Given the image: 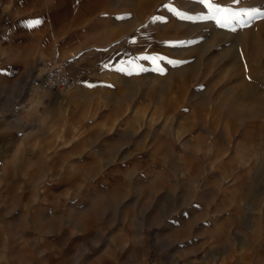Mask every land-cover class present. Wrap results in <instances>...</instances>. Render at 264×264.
<instances>
[{
    "label": "crops",
    "instance_id": "obj_1",
    "mask_svg": "<svg viewBox=\"0 0 264 264\" xmlns=\"http://www.w3.org/2000/svg\"><path fill=\"white\" fill-rule=\"evenodd\" d=\"M199 5L200 1L196 0H0V95L5 84L20 85L22 78L19 77L29 70L40 74L45 69L54 67L76 79L75 85L68 91L44 86L38 90L35 87L29 90L27 98L31 106L33 104L35 107L32 111L33 126H3L4 122L0 120L1 184L6 180V175L15 171L18 163H25L31 169L34 166L30 164H36L35 157L43 156L45 166L51 165L52 159H58L54 165L63 171L58 177L61 185V181L64 183L68 179L73 180L72 176L78 173H74L76 168H69L71 178L65 175L71 164L68 155H72V152L76 153L75 166H84L90 157H95L93 155H103L106 150H115L122 143L125 161L121 164L129 165L131 159H139L158 165L163 160L164 135L169 134L166 137L171 141L176 137L182 138L183 145H188L187 150H179L175 156L183 173L167 175L171 183L178 182V187H175L176 184L171 186L170 208H165V196L159 194L160 190H164L163 176L158 175L152 181L153 177L148 178L147 174L141 173L133 175V179L119 175L118 179L113 176L108 181L115 183L117 180L120 183L119 191H124L125 197L142 198L147 196V190L155 191L160 200L150 214L155 215L159 239L163 240L165 235H170L165 230H172L173 234L177 230L188 240L187 245L199 246L205 239L199 237L197 241L193 237L191 228L195 217L190 211L192 207L184 202L175 204V199L179 196L176 197L173 188L180 189L181 182L192 178L190 169L193 165L204 162L210 167L219 166L220 171L231 167V172L236 177L232 178L226 189L230 193L231 202L236 203L226 204V197L225 204L221 200L219 217L214 222L216 230L212 236H223L222 243L226 239L225 250L221 249L220 261L226 264H255L260 259L264 261L263 243H257L251 249L253 255L250 256L249 253L245 255L231 252L234 246L237 251V247L241 245L231 232L233 238L228 240V230H232L234 226L242 229L243 225L242 220L237 221V215L242 212L237 204L241 194L238 183L245 180L248 166L264 164L263 161L259 163L260 159L255 157L257 152L254 153V149L249 151L244 146V142L253 140L252 138L242 136L235 141L230 138L238 127L259 124L257 88L260 74L257 67L260 63L264 64V14H258L246 31L244 26L235 27L232 31L235 34V46L224 47L219 52L220 64L212 65L211 62L210 66L208 61V64L200 65V57H195L193 63L188 62L182 67L186 78L195 81L187 97L181 99L174 89L180 81L179 67L175 63L169 64L168 60L174 61L173 55L179 54L174 44L177 39L181 36H194L195 29L191 28L194 25L188 24L185 29L184 23L196 21V6ZM149 8L153 11L150 14ZM36 18L41 20L38 26L34 29L25 27V22ZM206 31L207 29L202 30V41L189 54L206 52V36L212 34V31H207V34ZM226 54L231 56L228 58ZM144 55L165 58L159 62L167 69V73L161 75L151 71L154 65L148 60H141ZM138 64L146 66L148 70L140 75H129L130 72L138 71L135 67ZM213 71L218 75L217 80H214L216 75L212 78ZM221 80L223 81L219 83ZM218 84L225 85L228 95L226 115L220 129L224 141L220 143L221 146H213L211 150L207 147V153L212 151L211 158L201 157L197 150L205 147V139L211 132V128L205 123L210 117L212 86ZM168 87L172 89L169 90ZM34 90L38 93H32ZM184 101L187 102L185 108L179 104ZM147 102L152 103L157 116L163 117L165 112L176 115L179 109L184 108L181 117L198 119L199 123L204 119L205 123L197 127L177 124L169 132H165L163 125L158 124L137 127L134 123L145 113ZM116 118H121L122 124H117ZM241 133L244 134L245 129ZM23 134L27 135V139ZM222 150L225 154L219 157ZM207 176L208 181H216L212 177L217 175H205V179ZM49 180L52 185V179ZM218 180H223V177L218 176ZM131 181L139 182L134 183V196H131L132 185H127ZM142 212L145 214L147 210ZM259 224L262 223L258 222L257 225ZM139 226L143 231L147 227ZM113 229L104 242L106 251L110 252L113 251L110 247L121 244L123 240L115 234L118 230ZM238 235L235 233L237 239ZM166 243L162 241L159 244ZM123 244L146 245V241L144 238L139 243L129 241L126 244L124 241ZM179 244L185 245L184 242ZM172 245H176V242Z\"/></svg>",
    "mask_w": 264,
    "mask_h": 264
},
{
    "label": "rangeland",
    "instance_id": "obj_2",
    "mask_svg": "<svg viewBox=\"0 0 264 264\" xmlns=\"http://www.w3.org/2000/svg\"><path fill=\"white\" fill-rule=\"evenodd\" d=\"M227 1L213 0V3L214 6L218 4L241 14L245 10L255 9L260 10V15L264 14V0ZM150 8L149 14L153 12ZM211 13L212 9L200 2V5L196 6V21L184 23L185 29L188 24L189 26L194 25L191 27L195 29L194 36H181L177 41L174 40L176 49L179 51L178 55H173L174 62H182L178 64V78L181 82L179 81V85L174 89L177 90L181 99L187 97L195 81V79L191 81L189 77L186 78L182 70L183 66L188 62L193 63L195 57H200V65L208 64V61L210 66L220 64L221 53L219 52L224 47L235 46V34L232 33L234 31L232 29H235L237 25H233L232 28H223L218 26L215 20L204 21L202 17ZM204 26L206 27L204 28ZM243 28L246 31L249 29V25H244ZM203 29H207L209 33L212 31L211 35L206 36L208 49L202 54H194L195 52L189 54V51L202 41ZM226 55L228 58L231 56V54ZM257 68L259 69L258 74H260L257 88L259 89L260 106L259 118H257L259 124L258 126L254 124L244 128L238 127L230 138L233 141L242 136L252 138L253 140L245 141L244 146L249 151L254 149V153L257 152L255 157H259L257 158L260 159V163L264 162V64L260 63ZM211 74L213 78L217 73L213 71ZM22 75L19 77L22 78L19 81L20 85L5 84L3 93L0 95V106L2 107H0V120H3V126L20 125L22 128H26L34 124L32 111L35 107L33 104L31 106L27 94L34 87L36 90L42 87L43 71L39 74L38 71L29 70ZM217 77L218 75L214 80H217ZM219 86V84L212 86L211 102L209 103L210 117L206 119V123L204 119L203 123H199L198 119L181 117V112L184 111L185 104H187L184 101L179 103L181 107L184 106L183 110L179 109L175 113L176 115L165 112L163 117L157 116L152 108V103L147 102L145 113L136 119L134 124L137 127L163 125L165 132H169L171 127L177 124L197 127L205 123V125H209L211 132L205 139V147L197 152L201 157L211 158L212 151L210 154L207 153V147L211 150L213 146L219 147L220 143L224 141L220 129L226 115L228 95L225 85ZM247 87L249 86H245V88ZM168 89L172 88L168 87ZM202 89L201 92H203ZM36 90L32 93H38ZM62 90L68 91L69 89ZM122 122L121 118H116L117 124H122ZM243 129H245L244 134L241 133ZM149 136L148 134L147 137ZM164 136L163 160L158 165L139 159H131L129 165L121 164L125 161L123 143L119 144L115 150H106L103 155H93L95 157H90L84 166H75L76 153L72 152V155H68L71 164L65 175L71 178L69 168H76L77 171L75 170L74 173H78L76 176H72L73 180L68 179L64 183L61 181V185L58 177L61 175L60 173L63 174V171L59 166L54 165L58 159H52V164L45 166L43 156H36L35 159L33 158L36 160L34 161L36 164H30V166H34L31 169L29 166H25V163L24 165L18 163L19 166H16L15 171L5 176L6 180L2 184L0 182V264H169L171 262L172 264H226L220 261L221 249L225 250L226 239L224 238L222 243L223 236H212L216 230L214 222L219 217L220 202L223 201L225 204L226 197L228 199L226 204L236 203V201L231 202L230 193H227L228 188L226 189L232 178L236 177L231 172V167L220 171L219 166H212V168L205 165L204 162L200 165H193L190 169L192 178L181 182L180 189L173 188L176 197L179 196L175 199V204L184 202L185 205L189 204L192 207L190 211L195 217L191 228L194 233L193 237L197 241L199 237L205 239V242L199 246L187 245L188 240L183 238L177 230L174 234L172 230V233L170 230H165L171 236L165 235L163 240L159 239L160 234H157L155 215L150 214V211H154L153 208L158 205L157 202L160 200L156 197L155 191L147 190V196L142 198L125 197L124 191H119L120 183L117 180L115 183L108 181L113 176L118 179L119 175H123L131 179L133 175L137 176L141 173L147 174L148 178L153 177L152 181H155L158 175L163 176L164 190H160L159 194H164L165 208H170L172 205L171 186L176 184L175 187H178V182L171 183L167 175L183 173L175 156L179 150H187L188 145H183L182 138L177 139L176 137L171 141L166 137L170 136L169 134ZM187 136L185 135V137ZM23 137L27 139V135L23 134ZM190 148L191 146H189ZM224 154L225 151L222 150L218 156ZM17 168H19V173H17ZM247 168L245 180L238 183L241 194L237 204L242 208V212L237 215V221H243L242 229L236 228V226L232 230L229 229L228 240L233 238L232 233L234 239L241 243L237 247V251L236 247H233L232 253L238 252L245 255L249 253L252 256L251 249H254L257 243L264 244V164L250 165ZM214 174L217 176H213ZM205 175H212V179L216 181H208V176L205 179ZM218 176L223 177V180H218ZM49 179H52V185H50L51 180ZM134 183L138 184L139 182L131 181L127 185H132L133 190ZM187 190L191 191L189 192L190 196ZM135 191L131 192V196H134ZM143 210H147L149 213L143 214ZM185 217H188L187 214ZM258 222L262 224L258 226ZM139 225H147V227L143 231ZM113 228L118 230L115 234L123 240H121V244L110 247L113 250L110 252L106 251L104 242L111 230L114 231ZM165 228H167L166 225ZM235 233L240 235H238V239L235 237ZM144 238L146 245L127 244L129 241L142 242ZM124 241L127 245L123 244ZM162 241L171 242V244H159ZM175 242L176 245H172ZM179 242H184L185 245H180ZM262 250H264V246ZM260 260L255 264H264V261ZM243 263H245V259Z\"/></svg>",
    "mask_w": 264,
    "mask_h": 264
},
{
    "label": "snow or ice",
    "instance_id": "obj_3",
    "mask_svg": "<svg viewBox=\"0 0 264 264\" xmlns=\"http://www.w3.org/2000/svg\"><path fill=\"white\" fill-rule=\"evenodd\" d=\"M201 3L208 5L212 9V13L208 16L202 17L205 20H215L218 26L223 28H232L233 25H250L251 22L256 18V16L259 14L260 10H245L243 14L230 11L226 9L224 6L216 4L214 6L213 0H200ZM190 19V17H188ZM41 23V20L39 18L29 20L25 22V27L28 29H34L36 26H38ZM232 30H235L234 28ZM161 58L159 56H150V55H144L141 57V60H148L150 61L154 67L151 69V71L156 72L158 74L164 75L167 73V69L159 62ZM169 64H179L182 62L179 61H172L168 60ZM131 66V65H129ZM107 67V66H106ZM138 71L130 72L129 75H140L144 71L148 70L146 66L144 65H136L135 66ZM120 71H124V69H119ZM250 79V78H249Z\"/></svg>",
    "mask_w": 264,
    "mask_h": 264
},
{
    "label": "built area",
    "instance_id": "obj_4",
    "mask_svg": "<svg viewBox=\"0 0 264 264\" xmlns=\"http://www.w3.org/2000/svg\"><path fill=\"white\" fill-rule=\"evenodd\" d=\"M76 83V79L66 72L54 67L43 71L41 84L47 88L70 89Z\"/></svg>",
    "mask_w": 264,
    "mask_h": 264
}]
</instances>
